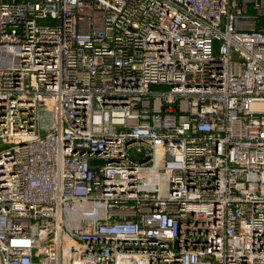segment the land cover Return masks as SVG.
<instances>
[{"label":"built area","instance_id":"1","mask_svg":"<svg viewBox=\"0 0 264 264\" xmlns=\"http://www.w3.org/2000/svg\"><path fill=\"white\" fill-rule=\"evenodd\" d=\"M0 264H264V0H0Z\"/></svg>","mask_w":264,"mask_h":264},{"label":"rangeland","instance_id":"2","mask_svg":"<svg viewBox=\"0 0 264 264\" xmlns=\"http://www.w3.org/2000/svg\"><path fill=\"white\" fill-rule=\"evenodd\" d=\"M153 88H158V87H153Z\"/></svg>","mask_w":264,"mask_h":264}]
</instances>
